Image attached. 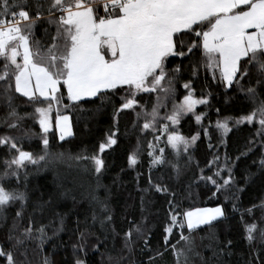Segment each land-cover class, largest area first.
Segmentation results:
<instances>
[{"label": "snow or ice", "instance_id": "1", "mask_svg": "<svg viewBox=\"0 0 264 264\" xmlns=\"http://www.w3.org/2000/svg\"><path fill=\"white\" fill-rule=\"evenodd\" d=\"M37 25H47L43 27L42 39L36 37ZM185 60L192 77L203 67L211 72L213 80L225 89L243 93L253 105L246 115L218 120L216 128L226 135L231 131L230 119L236 126L256 123L260 146L264 148V0H0V106L5 110L0 123L9 130L22 132L19 137L0 135V148L8 153L0 171V228L6 229L5 242H0V258L4 264H33L30 250L42 253L52 239L48 230L51 228L53 235H58L65 228L63 216L58 225L55 221L44 222L45 206L52 204L51 198L33 202L32 211L28 212V192L13 186L15 181L26 188L29 165H46L50 159L63 158V153L53 158L49 151L47 134L53 127V112L59 139L63 141L73 132L70 117L61 113L62 108H79L86 100L103 106L118 97L120 104L113 103L114 123H118L120 113L131 111L140 131L153 135L155 143L147 144L150 171L168 167L181 175L182 158L185 165L191 162L190 149L195 147L200 134L186 137L178 126L189 114L198 125L202 124L206 113H197L196 108L208 105L207 96L211 95L197 98L192 80L188 79L183 83L186 93L176 102L175 85ZM16 94L26 98L25 103L33 109L31 113L19 111ZM169 101L171 110L161 115V108H167ZM26 119L35 120L43 132L42 154L23 148V141L35 135L31 128L23 126ZM116 136L117 131L110 130L98 152L78 157L90 162L96 182L87 193L91 208L83 229L79 219L76 221L79 239L73 245V264H89V252L104 255L102 247L108 264H151L156 256L163 255L161 249H171L176 264H194L193 256L202 257L196 240L198 230L204 226L215 230L217 222H226L228 214L224 207L178 210L179 204L170 199L159 247L150 244L152 234L145 227L147 216L141 222L128 220V227L118 232L113 223L112 192L101 182L106 171L103 154L117 144ZM161 142L163 146H159ZM167 148L172 150V159L166 154ZM251 150L250 147L248 151ZM218 161L216 156L208 163L209 168L216 169L211 175L201 170L199 177L214 186L216 192L236 183L232 172L235 165L228 164L226 157L225 172ZM259 163L264 173V158ZM140 164L138 141L136 151L128 157V165L135 169ZM253 175H247L245 180L251 181ZM149 183L155 192L175 198L166 185L152 183L150 175ZM141 203L143 211V197ZM12 207L16 210L9 224L7 210ZM255 207L247 209V213L254 215ZM258 207L259 222L255 217L251 222L244 221L241 215L244 239L250 251L256 253L245 264H264V202ZM233 211H238L235 205ZM210 239L215 257L230 254L231 239L220 242L214 232ZM221 243L223 248L219 247ZM109 244L117 255L108 251ZM137 252H147L148 260H132ZM42 264L53 262L43 256Z\"/></svg>", "mask_w": 264, "mask_h": 264}, {"label": "trees", "instance_id": "2", "mask_svg": "<svg viewBox=\"0 0 264 264\" xmlns=\"http://www.w3.org/2000/svg\"><path fill=\"white\" fill-rule=\"evenodd\" d=\"M43 27H47L44 25ZM43 27L37 25L36 37L43 38ZM178 62V60H177ZM192 80V87L195 89V96H207L208 105L199 106L197 113H206L202 124L198 125L195 118L189 114L184 117L178 126L179 131L186 137H191L199 132L200 136L194 148L190 149L192 160L186 165L182 163L183 169L181 175L168 167L149 169L150 157L147 155L149 142L155 143L151 132H141L140 124L136 116L131 111L120 113L118 123L113 120V103L118 106L119 98H113L112 103H106L101 106L99 102L89 101L81 102V106H70L67 109H61V113L71 117L73 135L61 141L56 128L52 129L47 135L50 141L49 151L52 157L63 153L62 159H50L46 165L42 162L39 166L29 165L27 168L28 176L26 188L23 183L18 186L22 191L26 190L30 196L28 212L32 211L33 202L52 199L51 205L45 206L43 214L44 222L55 221L58 225L59 217L63 216L64 231L58 235H53L51 228L48 234L52 239L44 245L43 252L31 251L29 258L33 264H42L43 256H47L53 264H73L74 250L73 245L78 242L79 234L76 231V221L79 219L80 227L83 229L86 217L90 215L91 204L88 199V191L95 185L96 176L91 171L89 161L78 159L82 155H92L98 152L99 144L105 139L106 134L112 130L117 131V144L107 149L103 156L105 158L106 171L101 177V182L112 192L111 207L113 209V223L118 232H123L128 227V220L141 222L144 216H147L145 227L151 231V245L159 247V241L163 235V227L166 224L169 213V200L179 204L178 210H192L200 208H214L223 206L228 219L226 222H217L218 227L215 230H207V226L198 230L196 236L201 258L192 257L194 264H245V261L251 260L256 253L250 251L248 242L244 239L245 232L241 215L244 221L251 222L255 217L257 222L261 218V210L258 207L264 202V173L261 172L259 161L264 158V148L261 145V136L257 135L259 125L242 123L238 126L229 120L231 131L226 135L216 128V122L224 118H239L246 115L253 105L245 99L243 93H237L234 90L225 89L223 85L213 80L211 72L200 68L196 77L191 76V71L187 60L182 65V71L176 82V102L179 103L186 90L183 88L185 80ZM15 103L19 105V111L31 113L32 107L25 103L26 98L19 97ZM139 99V98H138ZM65 103H70L65 100ZM217 109L219 111H217ZM171 110V101L167 108H161V115ZM5 114V110L0 106V117ZM56 119V113L54 112ZM25 128H31L35 135L31 140L23 141L24 150L42 154L43 145L40 137L43 135L39 124L33 119H26L22 122ZM207 129V135H205ZM11 134L21 136L19 130H9L0 123V135ZM162 135V133H156ZM140 144L141 164L135 169L128 165L129 155L136 151L137 143ZM211 144V147L209 146ZM159 146H163V142ZM251 147V151L248 149ZM171 149H166L169 159H172ZM246 152L247 155H241ZM8 153L0 148V171H3V159L7 158ZM218 156V164L225 168V158L228 164H234L232 172L235 177V186H227L219 192L211 184H205L200 180L201 170L206 175L214 172L215 166L208 167V163ZM236 157H240L236 159ZM198 165V166H197ZM227 169L225 168V172ZM225 172L221 174L224 175ZM139 173V175H137ZM254 174L251 181H246L245 177ZM149 175L152 183L166 185L170 192L175 193L173 199L167 194L157 193L152 189L149 183ZM242 188L243 191H237ZM67 192V195L62 193ZM215 192V195L213 193ZM73 197L75 199H73ZM141 197L144 204L142 211ZM233 205L238 211H233ZM254 208V215H249L247 209ZM16 207L9 208L7 214L9 224L14 216ZM27 215V213H26ZM39 215V213H37ZM127 217V220L125 219ZM90 223V220H89ZM97 235H99V225H96ZM6 229L0 228V242H5ZM219 238L220 242L231 239L233 244L228 250L230 254L221 253L219 257L213 255L210 245V237L213 235ZM117 249L120 246V240L116 242ZM35 248V245L32 246ZM219 247L223 248L221 243ZM108 251L117 255V250L112 249L109 244ZM162 256H156L151 264H176L171 249L163 250ZM100 253L89 252V264H108L107 253L101 248ZM127 255V253H124ZM148 253H140L132 260H148ZM0 264H4L3 258H0Z\"/></svg>", "mask_w": 264, "mask_h": 264}, {"label": "rangeland", "instance_id": "3", "mask_svg": "<svg viewBox=\"0 0 264 264\" xmlns=\"http://www.w3.org/2000/svg\"><path fill=\"white\" fill-rule=\"evenodd\" d=\"M199 106H201V105H199ZM199 106H197V108L199 107ZM196 108V109H197ZM69 116V115H68ZM70 117V116H69ZM52 121H53V127H52V129H54V128H56V130H57V132H58V134H59V129L57 128V126H56V119H55V117H54V112L52 113ZM70 123H71V127H72V122H71V117H70ZM51 129V130H52ZM72 132H73V129H72ZM66 138H68V137H66ZM65 138V139H66ZM193 210V209H192Z\"/></svg>", "mask_w": 264, "mask_h": 264}]
</instances>
